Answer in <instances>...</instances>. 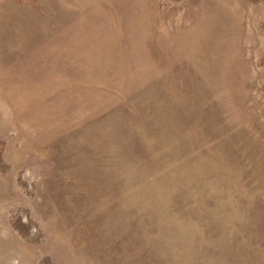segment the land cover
I'll use <instances>...</instances> for the list:
<instances>
[{"label": "rangeland", "instance_id": "1", "mask_svg": "<svg viewBox=\"0 0 264 264\" xmlns=\"http://www.w3.org/2000/svg\"><path fill=\"white\" fill-rule=\"evenodd\" d=\"M0 264H264V0H0Z\"/></svg>", "mask_w": 264, "mask_h": 264}]
</instances>
